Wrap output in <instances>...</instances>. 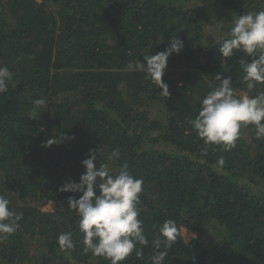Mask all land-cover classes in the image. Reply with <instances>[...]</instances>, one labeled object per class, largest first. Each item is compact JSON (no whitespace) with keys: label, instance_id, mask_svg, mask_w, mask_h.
Masks as SVG:
<instances>
[{"label":"trees","instance_id":"obj_1","mask_svg":"<svg viewBox=\"0 0 264 264\" xmlns=\"http://www.w3.org/2000/svg\"><path fill=\"white\" fill-rule=\"evenodd\" d=\"M198 1L218 2L235 18L264 10V0ZM204 19L202 7L185 0H0V66L14 73L0 95V195L23 213L18 230L0 242V264H110L83 251L68 205L82 193L59 191L79 182L90 149L97 166L118 149L111 173L127 163L144 181L138 218L149 244L123 264H152V240L166 220L178 239L163 264H264V138L250 125L224 150L205 145L188 123L217 74L231 78L238 98L236 91L255 96L264 84L247 89L242 65L251 57L222 58L218 44L205 42ZM175 37L184 47L168 58L164 96L138 65ZM38 98L48 107L30 120ZM153 103L162 106L165 127L146 112ZM53 137L60 142L45 147ZM50 202L52 210L41 208ZM183 228L195 236L186 241ZM69 231L76 247L61 252L57 237Z\"/></svg>","mask_w":264,"mask_h":264},{"label":"clouds","instance_id":"obj_2","mask_svg":"<svg viewBox=\"0 0 264 264\" xmlns=\"http://www.w3.org/2000/svg\"><path fill=\"white\" fill-rule=\"evenodd\" d=\"M222 58H231L235 52L242 51L251 60L244 63L243 80L247 89L252 91L257 84H264V10L242 14L232 20L227 38L217 41ZM184 47L183 41L175 37L170 41V47L155 55L143 57L139 69L147 79L152 80L161 90V94L169 96L168 85L162 80L167 68V61L173 53L179 54ZM14 73L6 66H0V95L9 92V84ZM218 84L209 85L212 89L201 101V108L195 119L188 123L204 141L205 145H217L224 150H231L240 139L241 129L254 126L257 139L264 138V92L249 96L232 87L230 77L222 78L217 74ZM29 119H39L47 108L46 99L33 100ZM39 117V118H37ZM61 139H74L61 134ZM60 140L53 137L46 141L45 147L58 144ZM120 159L118 149H113L107 156V161L113 163ZM97 151L89 150V158L81 161L85 168L79 182L71 180L60 187L61 192L82 193L79 199L68 198L69 208L74 210L79 218L78 227L83 234V251H89L98 257L110 261V264H123L135 252L142 256V247L149 244L145 235L143 221L140 215V194L143 192L144 181L129 172L127 163L119 166L118 173L112 174L109 163L97 166ZM224 164L223 158L218 161ZM10 201L0 195V242L7 240L19 228L23 213L10 210ZM161 237L163 239H161ZM178 232L174 221L166 220L159 227V235L152 240L155 252L151 257L152 264H163L174 243ZM61 252L70 253L76 245L71 231L62 232L57 237ZM163 245V249L161 247Z\"/></svg>","mask_w":264,"mask_h":264},{"label":"rangeland","instance_id":"obj_3","mask_svg":"<svg viewBox=\"0 0 264 264\" xmlns=\"http://www.w3.org/2000/svg\"><path fill=\"white\" fill-rule=\"evenodd\" d=\"M41 1V0H39ZM186 4L191 7H202L203 11L205 12V19H204V35H205V42L207 44L215 43L218 44L217 41L220 40L222 37L227 38L228 36V29L232 26V20L235 19L231 13V9H224L221 4L218 2H214L211 5H206L204 2H199L198 0H185ZM247 95L244 92H240L239 96ZM146 112L149 114V117L154 120H159L164 127L166 126V119L162 111V106L158 103L151 104L147 109ZM54 207V203L50 202L41 206V208L45 211L52 210ZM184 239L188 241L190 238L194 237L191 231L183 228L182 229ZM216 234L214 230L206 241V247L210 250L214 246L216 242Z\"/></svg>","mask_w":264,"mask_h":264}]
</instances>
